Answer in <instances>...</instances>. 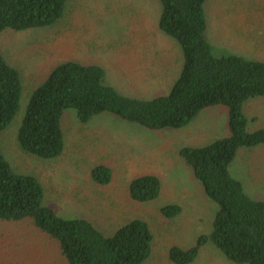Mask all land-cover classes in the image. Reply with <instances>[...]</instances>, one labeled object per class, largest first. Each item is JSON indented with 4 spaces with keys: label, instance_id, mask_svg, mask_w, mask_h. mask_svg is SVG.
I'll list each match as a JSON object with an SVG mask.
<instances>
[{
    "label": "rangeland",
    "instance_id": "rangeland-1",
    "mask_svg": "<svg viewBox=\"0 0 264 264\" xmlns=\"http://www.w3.org/2000/svg\"><path fill=\"white\" fill-rule=\"evenodd\" d=\"M159 0H73L55 25L25 32L5 30L0 52L19 71L23 93L16 119L0 134V151L18 174L38 179L46 205L63 218H83L111 236L134 219L153 234L152 254L144 264H172V247L183 250L212 231L216 204L204 193L179 156L184 147L199 148L228 136V112L204 109L185 128L153 131L111 114L82 124L73 110L62 117L64 151L42 160L24 153L17 132L28 98L60 63L95 65L106 83L121 95L151 100L167 95L178 78L180 45L158 29ZM206 39L214 56H238L264 62V0H206ZM247 131L264 129V97L243 106ZM111 171L106 186L95 183L91 170ZM159 177L160 196L149 203L129 199V183L143 175ZM246 193L264 201V145L239 150L230 167ZM178 205L168 219L161 210ZM0 264H54L51 251L33 240L26 226L0 222ZM192 264H234L211 243Z\"/></svg>",
    "mask_w": 264,
    "mask_h": 264
},
{
    "label": "trees",
    "instance_id": "trees-1",
    "mask_svg": "<svg viewBox=\"0 0 264 264\" xmlns=\"http://www.w3.org/2000/svg\"><path fill=\"white\" fill-rule=\"evenodd\" d=\"M73 0H0V35L25 32L58 23ZM158 29L181 47L183 65L170 92L151 100L121 95L106 83L104 70L95 65L66 61L57 65L30 94L17 132L20 149L38 159L58 158L64 151L62 117L73 110L82 124L111 114L153 131L187 127L200 112L222 106L228 112L226 137L199 148L179 151L183 163L202 185L218 210L212 231L188 249L172 247V264H192L208 243L234 264H264V201L251 198L230 167L241 149L264 145V129L247 131L243 106L264 97V62L238 56H214L206 39V0H159ZM23 87L19 71L0 52V134L20 111ZM92 180L102 186L111 171L99 165ZM161 181L153 174L133 179L127 189L135 203L156 200ZM178 205L161 210L171 219ZM0 222L21 225L33 240L51 251L54 264H144L152 254L149 225L134 219L111 236L83 218H63L46 205L41 183L31 175L16 173L0 151Z\"/></svg>",
    "mask_w": 264,
    "mask_h": 264
},
{
    "label": "crops",
    "instance_id": "crops-1",
    "mask_svg": "<svg viewBox=\"0 0 264 264\" xmlns=\"http://www.w3.org/2000/svg\"><path fill=\"white\" fill-rule=\"evenodd\" d=\"M199 115V114H198Z\"/></svg>",
    "mask_w": 264,
    "mask_h": 264
}]
</instances>
